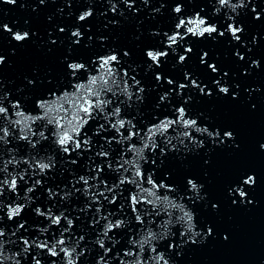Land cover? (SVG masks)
<instances>
[{
    "label": "water",
    "instance_id": "95a60500",
    "mask_svg": "<svg viewBox=\"0 0 264 264\" xmlns=\"http://www.w3.org/2000/svg\"><path fill=\"white\" fill-rule=\"evenodd\" d=\"M243 2L0 0V25L29 32L16 41L0 28V264H163L160 256L168 264H264V18L251 12L264 0ZM86 11L92 14L79 20ZM199 18L217 33L176 28L180 19ZM236 19L240 41L230 31L220 36ZM148 51L167 55L153 61ZM204 52L217 72L201 63ZM110 55L118 60L101 67ZM193 79L212 94H201ZM65 90L91 102L76 110ZM186 120L197 123L186 127ZM168 121L175 123L165 130ZM217 129L233 139L214 145ZM65 135L71 139L61 145ZM248 174L255 183L244 186L241 202L228 189ZM188 179L205 193L201 201ZM207 227L211 234L195 236ZM42 244L55 245L56 255ZM25 245L29 253L18 255Z\"/></svg>",
    "mask_w": 264,
    "mask_h": 264
},
{
    "label": "snow or ice",
    "instance_id": "6c2138e0",
    "mask_svg": "<svg viewBox=\"0 0 264 264\" xmlns=\"http://www.w3.org/2000/svg\"><path fill=\"white\" fill-rule=\"evenodd\" d=\"M6 3L8 4H14L16 2V0H5ZM44 0H40V3H43ZM219 3L221 5H227L229 3V0H219ZM233 9H235L237 7V5L233 4L232 5ZM239 7L243 8L245 7V4L243 2V0H241V3L239 4ZM251 9H252V14H253V18L256 20H259L262 17V13H264V9H261L260 11H257V7L251 5ZM175 12L180 13L181 12V6L179 4L176 5L175 7ZM92 13L91 11H86L84 12V14L79 16V20L83 21L86 19V17L90 16ZM200 14L197 13V16H199ZM242 22H240L238 19L234 20L232 23H229L228 26L226 28H224V31H220L219 35L220 36H224L227 32H231L232 37L236 40V41H240L241 39V34L243 33V27H241ZM206 25V21L203 18H199L198 20H193V21H185L184 19H180L179 23L176 25V28H180L181 26H184L187 28V32L192 33L193 35H200L203 36L205 33H217V27L215 25L212 24H208ZM223 27V26H221ZM0 28L3 29V31L5 32H9L12 37L16 40V41H24L26 39L29 38V32L25 31L23 32V34H19V33H15L13 32V30L7 25H0ZM59 31L63 32L64 29L60 28ZM73 36L75 37H79L80 36V32L76 31L72 33ZM177 37H180V33L176 32L174 35L169 36L168 40L170 44H175L177 43ZM75 43H79V41H74ZM182 51H186V52H191L192 49L189 48L187 50H183ZM124 55H127V52L124 53ZM167 55L166 52H153V51H148L147 52V56L150 57L153 61H157L158 57L161 56H165ZM208 53L204 52L203 55L200 57L201 63L204 64L205 66L211 68V71L213 73L218 71V68L215 64H208V62H206V58L208 57ZM236 55L240 58L243 59V56L240 55L239 53H236ZM186 59L185 55H180L179 56V60L180 61H184ZM118 60V57L116 55H110L106 58L103 59V62L101 64V67H104L105 65H108L110 62H116ZM4 61V57L0 56V63H2ZM253 63H255V61H253ZM68 67H70L73 71L78 70V69H82L84 67L83 64H71ZM109 73H111V69H109ZM126 75V73H125ZM156 79H161V77L159 75L156 76ZM189 79H191V77H189ZM96 80L95 78H93L92 83L95 84ZM29 84L33 83V81L29 80L28 81ZM169 83H171V81H169ZM192 85H194L196 88H198L199 92L203 95H211V90L210 89H205L204 87H201L199 84H197L196 80H191ZM217 86H219V81L215 82ZM181 88H184L185 86L183 84L180 85ZM219 91L223 94H227L229 92V88L224 87V88H220ZM232 96L235 98L236 93L233 92ZM161 100L165 99L164 96L160 97ZM84 112H88L89 108L85 107L82 109ZM6 112V109L3 107H0V113H4ZM117 112H119V108H117ZM179 112L181 114V118L183 117L184 114V108L180 107ZM172 123H175L174 121H168L167 123H162V127L163 129H168ZM183 123L185 124L186 127H192L194 125H196L197 121L196 120H186L183 121ZM124 122L120 121V126L123 127ZM204 131H207V129H204ZM7 134L6 130H5V135ZM185 135H189V133H185ZM71 139V137L65 135L62 139H60L58 142L61 145H64L67 141H69ZM233 139V132L230 130H223V132H221L219 129L216 130L214 136H213V144L214 145H220L223 144L226 140H232ZM77 147H79V143H77ZM260 147L262 149H264V144H261ZM64 151L67 152L69 151V149L67 147L64 148ZM163 151V150H161ZM48 167V165H42V168H46ZM137 175H142L141 173L137 172ZM4 183H7V181H4ZM121 183H123V181H121ZM255 183V177L251 174L242 176L239 178V182L238 183H234L229 189H228V193L229 195H232L233 193L237 194L240 199L241 202H244L245 198L247 197V192L244 190V186L248 185V186H252ZM187 185L191 188V189H198L197 184L192 180V179H188L187 180ZM13 189L16 187V181L15 179H13L11 181V185H10ZM157 187H161L163 185H156ZM133 204L139 203V201L137 200L136 196H133L132 198ZM250 202V201H249ZM233 203H236L235 200H233ZM212 207H216L215 204L212 205ZM135 210V208H134ZM20 209L17 207L16 209L13 210L12 215L15 216L19 213ZM185 215L187 216L188 220L191 221L192 217L190 215H188L187 213H185ZM9 219H11V217H9ZM137 220H141V217L139 215H137L136 217ZM55 223H59L60 222V218L57 217L54 221ZM143 222V221H141ZM121 224L120 221H117L115 224L110 223L108 225V229H112L115 227H119ZM21 227H23L21 225ZM212 229L210 227L206 228V231L204 232H200V233H196L195 236H201V235H208L211 234ZM3 231H0V236H3ZM151 235V234H149ZM185 235V233H180V236L183 237ZM188 242H192L195 243V239H190V240H186L184 241V244L188 243ZM62 243V242H61ZM25 244H27V241H25ZM42 248H47L48 251L51 252V254L53 256L56 255V252L53 251V248H55L56 246L53 245L51 248L48 247L47 244H42L40 245ZM103 246V245H101ZM181 245L177 244V243H172L169 245L170 248L172 249H178ZM160 261H163V264H168L167 260H164L163 256L159 257ZM17 264H19V262L17 261ZM36 264H40L39 260H36Z\"/></svg>",
    "mask_w": 264,
    "mask_h": 264
}]
</instances>
